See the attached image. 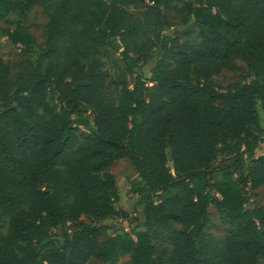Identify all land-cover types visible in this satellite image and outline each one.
Instances as JSON below:
<instances>
[{
	"label": "trees",
	"instance_id": "16d2710c",
	"mask_svg": "<svg viewBox=\"0 0 264 264\" xmlns=\"http://www.w3.org/2000/svg\"><path fill=\"white\" fill-rule=\"evenodd\" d=\"M35 6L42 45L24 24ZM0 21L24 60L11 79L0 58V264H264V205L249 203L264 186V0H0ZM238 61L249 79L217 87ZM122 158L131 212L109 171ZM106 219L133 226L101 239Z\"/></svg>",
	"mask_w": 264,
	"mask_h": 264
},
{
	"label": "rangeland",
	"instance_id": "374dc122",
	"mask_svg": "<svg viewBox=\"0 0 264 264\" xmlns=\"http://www.w3.org/2000/svg\"><path fill=\"white\" fill-rule=\"evenodd\" d=\"M170 18V27L175 31V34L180 39L186 38H196L197 36V27L193 24L180 25L179 20L173 15H169ZM46 16L43 12L42 6L33 7L27 14L25 19V27L30 31L31 34L35 37L36 42L39 45H42L45 40V23ZM0 25L4 26L5 23L0 21ZM0 58L4 62H7L11 67L10 77L14 79L16 74H19L24 68L23 55L19 47L13 46L5 38H0ZM154 60H152L148 65L144 66L141 71L148 77L150 75L149 67L152 65ZM240 67L237 71H228L223 70L219 75L213 77V81L217 87H225L229 82L235 80H248L249 76L246 73V68L243 62L238 61ZM257 116L260 122V126L264 129V111L261 106H257ZM81 135H86L88 132L81 128L79 129ZM255 154H264V143L258 144L255 149ZM109 171L114 175L115 183L119 191V202L118 207L131 212L133 209V201L135 196L130 194V181L137 178V171L134 169L128 158H122L118 160L114 165L109 168ZM249 203L253 204H262L264 205V186L259 187L258 189L252 191L249 196ZM136 215L139 218V222L142 223L144 217L142 215L141 208H137ZM209 215V230L213 232L219 240H221L225 234L226 225L222 223V219L213 206H210L208 209ZM108 228H103L101 230L100 238L103 239L107 234L113 233L116 228H124L129 230L133 223L129 221H122L120 219H106L102 221ZM73 222L71 220L65 221V227L71 229ZM164 231L156 236V241L159 246H165L164 242ZM126 258H123L125 260ZM87 264H99L97 260H91Z\"/></svg>",
	"mask_w": 264,
	"mask_h": 264
}]
</instances>
